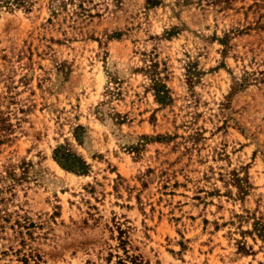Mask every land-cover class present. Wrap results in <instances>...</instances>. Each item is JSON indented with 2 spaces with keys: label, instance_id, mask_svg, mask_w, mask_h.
<instances>
[{
  "label": "rangeland",
  "instance_id": "rangeland-1",
  "mask_svg": "<svg viewBox=\"0 0 264 264\" xmlns=\"http://www.w3.org/2000/svg\"><path fill=\"white\" fill-rule=\"evenodd\" d=\"M2 3L0 264H264V0Z\"/></svg>",
  "mask_w": 264,
  "mask_h": 264
},
{
  "label": "trees",
  "instance_id": "trees-1",
  "mask_svg": "<svg viewBox=\"0 0 264 264\" xmlns=\"http://www.w3.org/2000/svg\"><path fill=\"white\" fill-rule=\"evenodd\" d=\"M3 2L2 4H5V6H9L12 4H15L16 6L26 5L28 0H0V2ZM150 2V0H149ZM155 83L156 93L155 96L157 100L161 103H164L167 98V93L164 89V86L160 88L158 85V82ZM76 139H79V136L76 135ZM53 158L58 163V165L63 168L64 170L75 172L81 175H85L89 171V165L79 156H77L74 153H71L68 149H65L64 147H57L53 152ZM130 262L132 264H140L139 261H137L136 256H131Z\"/></svg>",
  "mask_w": 264,
  "mask_h": 264
}]
</instances>
